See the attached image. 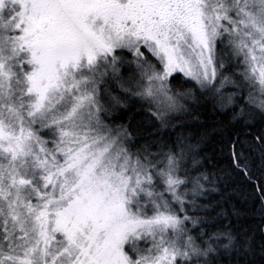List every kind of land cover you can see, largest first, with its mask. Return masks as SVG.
<instances>
[{
  "label": "snow or ice",
  "instance_id": "snow-or-ice-1",
  "mask_svg": "<svg viewBox=\"0 0 264 264\" xmlns=\"http://www.w3.org/2000/svg\"><path fill=\"white\" fill-rule=\"evenodd\" d=\"M0 264H264V0H0Z\"/></svg>",
  "mask_w": 264,
  "mask_h": 264
}]
</instances>
